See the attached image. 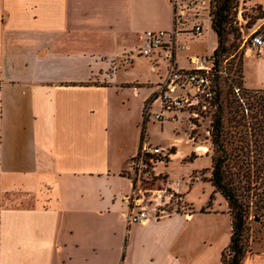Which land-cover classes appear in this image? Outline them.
Returning a JSON list of instances; mask_svg holds the SVG:
<instances>
[{
    "label": "crops",
    "instance_id": "crops-1",
    "mask_svg": "<svg viewBox=\"0 0 264 264\" xmlns=\"http://www.w3.org/2000/svg\"><path fill=\"white\" fill-rule=\"evenodd\" d=\"M239 2L264 9V0ZM174 14L173 0H0V264H222L228 202L211 181L191 177L211 167V155L185 162L195 166L184 185L167 169L172 158L199 154L187 132L169 144L177 149L163 168L191 214L130 225L122 217L126 169L148 142L136 129L127 144L129 131L140 114L148 119L146 101L169 62L164 48L150 57L139 49L148 30H171ZM201 17L178 35L189 44L176 53L180 67L218 47L212 21L213 38L192 33ZM144 57L147 83L124 77ZM243 80L264 91V55L245 57ZM129 103L140 106L134 119L115 115ZM242 264H264V227Z\"/></svg>",
    "mask_w": 264,
    "mask_h": 264
},
{
    "label": "built area",
    "instance_id": "built-area-1",
    "mask_svg": "<svg viewBox=\"0 0 264 264\" xmlns=\"http://www.w3.org/2000/svg\"><path fill=\"white\" fill-rule=\"evenodd\" d=\"M206 1L173 0L174 27L168 31L148 30L145 33V41L139 53L150 57L156 49L164 48L169 58L165 75L155 84L152 95L146 101L145 118L153 116L160 121L167 118L180 120V114L187 113L190 122L195 124L211 116L218 108L217 79L228 75V67L222 65L214 54L189 56L191 68L180 67L175 58L180 48H189L188 43L180 45L178 35L189 17L200 15L199 9L205 6ZM238 19L245 52L264 55V21L249 27L248 19L242 17L241 13ZM203 31L204 24L200 22L192 29L195 36L201 35ZM240 90V87L236 88L237 92ZM156 104L159 109L155 111L153 107ZM170 155L169 148L143 142L131 159L126 175L132 181V189L124 196L127 208L122 213L128 225L146 224L176 213L184 212L186 216L191 214L189 207L183 203V197L167 182L166 171L161 169V166L169 162Z\"/></svg>",
    "mask_w": 264,
    "mask_h": 264
},
{
    "label": "rangeland",
    "instance_id": "rangeland-1",
    "mask_svg": "<svg viewBox=\"0 0 264 264\" xmlns=\"http://www.w3.org/2000/svg\"><path fill=\"white\" fill-rule=\"evenodd\" d=\"M216 0L206 1L205 6L200 8V12L203 16L201 19H194L189 24V27L193 29L198 20H202L205 23L204 36L198 35V39H203L206 34L213 38V31L210 27V21L212 20L211 13L216 8ZM239 13L242 17L248 19V26L253 27L257 23L261 24L264 20H259L264 18V9L261 7H250L243 6L240 2L236 4L230 15V23L228 29L230 34L228 35V43L231 45V50L227 55L220 58L222 65L228 67V75L218 78L217 85L220 86L222 90V108L225 119V129L224 137L226 141V146L228 152L231 156V171L232 173H240L239 179L242 185H248L250 180H253L252 190L250 191V201L251 202V217L249 218V231L247 233V245L248 248L257 249L260 246L262 238V226L255 221V213H261V205L264 204V170L261 171V164L264 161V153L261 151V144L264 139L263 133V102L261 97L264 95V91H257V93L252 90H247L244 87L243 80V64L245 57H249V53L245 52V48L242 47V32L238 28ZM208 43L210 40L207 41ZM146 57V56H145ZM135 61V67L140 69L128 68L130 72L126 73L124 77H130L132 79L145 78L147 68L149 65L146 58ZM227 58V60H225ZM148 81V77L144 79V82ZM142 82V81H141ZM147 83V82H145ZM242 88L239 92L236 88ZM133 103L126 104L124 106H116L115 115L119 117L135 118L138 115L140 106L135 105L132 107ZM153 109L156 111L159 106L154 105ZM218 109V108H217ZM217 109L213 112L211 116H206L202 122H195L192 124L188 119V114H180V120H175L173 118H167L163 121L155 119L153 116L148 118L145 122L141 119L138 123L133 124L130 129V135L128 137V143H132L134 133L137 129V134L139 138L143 135L145 140L152 144H161L169 148L171 152H176L177 147H170L169 144L174 140L175 136H183L187 132V138L193 141L195 144V151L199 154L184 156V158L171 159V163L167 165L168 172L173 179H181L182 185L185 184L186 178L188 177L189 168L195 166L193 162H187L194 157H198L203 154V156L214 154V144L212 141V122L215 118ZM125 126V125H124ZM118 127V126H117ZM118 128H122L121 125ZM122 131V130H121ZM115 137H118V130H114ZM193 139H192V137ZM140 140V139H139ZM184 149H189L191 153L192 146L184 145ZM168 157V156H167ZM174 157V156H172ZM170 159V157L168 158ZM162 169L165 170V168ZM212 173V163L211 167L205 168L199 171V173H194L191 175L192 180L195 176L201 175L202 179L209 180L211 177L207 176V171ZM250 172V174H249ZM184 178V180L182 179ZM186 196H192V193Z\"/></svg>",
    "mask_w": 264,
    "mask_h": 264
},
{
    "label": "trees",
    "instance_id": "trees-1",
    "mask_svg": "<svg viewBox=\"0 0 264 264\" xmlns=\"http://www.w3.org/2000/svg\"><path fill=\"white\" fill-rule=\"evenodd\" d=\"M213 0H209V2ZM216 8L212 14V27L218 36V47L214 55L220 58L227 55L231 50L228 43L230 31V15L239 0H216ZM242 89V88H241ZM249 90V89H247ZM257 93V91H253ZM218 109L212 122V141L214 144V154L212 155V173L209 181L215 187L214 192H220L228 202L229 212L232 217V235L229 245L222 253V264H242L245 256L249 253L247 243V233L249 231V218L251 217L250 191L252 190L253 180L248 185H242L238 180L240 173H232L231 156L226 146L224 137L225 119L222 108V90L217 93ZM264 111V95L261 97ZM264 133V120H263ZM261 151L264 153V139L261 144ZM264 170V161L261 164V171ZM250 174V172H249ZM264 180V179H263ZM264 184V182H263ZM214 197V193L212 195ZM261 213H255V221L264 227V204L260 206ZM263 236V234H262Z\"/></svg>",
    "mask_w": 264,
    "mask_h": 264
}]
</instances>
